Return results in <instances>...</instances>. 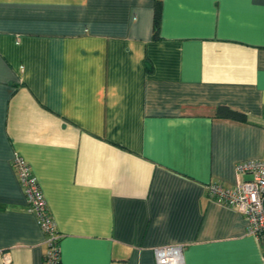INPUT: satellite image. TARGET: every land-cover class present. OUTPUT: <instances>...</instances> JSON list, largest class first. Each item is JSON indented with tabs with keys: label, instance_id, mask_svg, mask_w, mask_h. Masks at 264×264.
<instances>
[{
	"label": "crops",
	"instance_id": "0c3cea01",
	"mask_svg": "<svg viewBox=\"0 0 264 264\" xmlns=\"http://www.w3.org/2000/svg\"><path fill=\"white\" fill-rule=\"evenodd\" d=\"M0 0V264H44L13 158L30 165L60 264H264L206 185L264 159V0ZM225 106L247 121L217 118Z\"/></svg>",
	"mask_w": 264,
	"mask_h": 264
},
{
	"label": "built area",
	"instance_id": "2783aa9c",
	"mask_svg": "<svg viewBox=\"0 0 264 264\" xmlns=\"http://www.w3.org/2000/svg\"><path fill=\"white\" fill-rule=\"evenodd\" d=\"M16 177L23 190L27 211L32 213L46 236L44 264H60V235L49 213L39 182L25 159L16 154L13 158ZM236 173L250 178L228 187L220 182L206 185L209 198L237 209L247 221L248 233L264 244V159H249L236 164ZM155 264H185L181 245L158 246L153 249Z\"/></svg>",
	"mask_w": 264,
	"mask_h": 264
},
{
	"label": "trees",
	"instance_id": "16d2710c",
	"mask_svg": "<svg viewBox=\"0 0 264 264\" xmlns=\"http://www.w3.org/2000/svg\"><path fill=\"white\" fill-rule=\"evenodd\" d=\"M160 20H161V4L157 0L155 2L154 15H153V38L158 37ZM215 115L217 118L231 119L241 122L247 121V117L245 114L225 106L218 107ZM58 245H59V241H58Z\"/></svg>",
	"mask_w": 264,
	"mask_h": 264
}]
</instances>
